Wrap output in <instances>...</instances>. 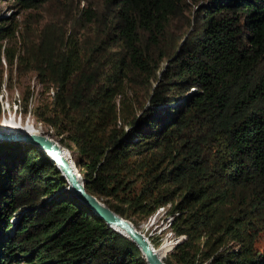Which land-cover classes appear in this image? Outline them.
<instances>
[{
	"label": "trees",
	"instance_id": "trees-1",
	"mask_svg": "<svg viewBox=\"0 0 264 264\" xmlns=\"http://www.w3.org/2000/svg\"><path fill=\"white\" fill-rule=\"evenodd\" d=\"M0 2L29 12L17 42L0 20V95L2 59L35 75L34 119L89 194L135 227L170 204L165 264H264V0ZM66 186L42 151L0 142V264H146Z\"/></svg>",
	"mask_w": 264,
	"mask_h": 264
},
{
	"label": "rangeland",
	"instance_id": "rangeland-1",
	"mask_svg": "<svg viewBox=\"0 0 264 264\" xmlns=\"http://www.w3.org/2000/svg\"><path fill=\"white\" fill-rule=\"evenodd\" d=\"M83 3H81V6ZM29 12L26 11L21 13L17 8L10 7L9 3L0 2V20L4 19H14L15 24L17 25L16 30V42L20 40V33L24 28V23L22 21L28 16ZM47 16V15H46ZM48 23V18H43L40 20V23L31 22L30 27H40L43 23ZM14 42V41H13ZM12 41H4L3 47H7L8 45L13 44ZM15 44V43H14ZM3 64V86L2 92L0 95V105H1V114H0V129L5 131H20L24 130V127L30 123V125L35 127V130L40 132L41 134L48 135L52 137L54 140L59 142V144L68 150L70 157L73 161L75 157L71 154V151L66 147L68 144L67 140L61 138H57L52 136L51 131L49 128L45 127L44 125L37 123L34 119L33 111L35 108V104L39 99V93L42 91L40 84H38L35 75L27 74L26 76H22L19 78L15 73L12 74L11 79H9L10 74L7 72V66L2 59ZM11 80V81H9ZM30 96L28 112L26 114L23 113V101L22 99L28 94ZM8 129V130H7ZM79 172V171H78ZM80 174V173H79ZM81 175V174H80ZM82 177V176H81ZM68 199V196L63 195L61 196L60 200ZM168 206V205H167ZM171 212V211H170ZM155 215V214H154ZM150 218V217H149ZM149 218L139 224L136 228L137 230L142 233L152 246H154L156 252L161 255L162 258L169 256L174 248L178 245L174 244L173 238L177 239L175 233L171 226L168 225V218L166 214L157 215L155 218L154 223L155 226H151L147 229L145 226L148 224ZM147 222V223H146ZM15 223V221H14ZM144 227V228H143ZM152 234V236H150ZM255 243L260 250L264 252V233H258L255 239ZM172 247L173 250H172ZM230 248H234V251H237V247L235 244H229ZM24 264V263H22Z\"/></svg>",
	"mask_w": 264,
	"mask_h": 264
},
{
	"label": "water",
	"instance_id": "water-1",
	"mask_svg": "<svg viewBox=\"0 0 264 264\" xmlns=\"http://www.w3.org/2000/svg\"><path fill=\"white\" fill-rule=\"evenodd\" d=\"M14 141L29 144L42 151L65 179L67 184L65 190H69L80 204L92 211L108 228L131 241L139 249L146 264H165L147 239L135 229V226L129 220L117 215L106 204L86 191L85 183L76 168L75 162L70 157L68 150L62 147L59 142L41 133H28L23 130L14 132L0 129V142ZM115 229H119L121 233Z\"/></svg>",
	"mask_w": 264,
	"mask_h": 264
},
{
	"label": "bare ground",
	"instance_id": "bare-ground-1",
	"mask_svg": "<svg viewBox=\"0 0 264 264\" xmlns=\"http://www.w3.org/2000/svg\"><path fill=\"white\" fill-rule=\"evenodd\" d=\"M28 125H26L25 127H24V130L23 131H27L28 133H35V134H40V132H38V131H36L35 130V127L34 126H32V125H30V123H27ZM8 130V129H7ZM14 132H17V131H14ZM77 168V167H76ZM81 176V175H80ZM82 178V177H81ZM83 179V178H82ZM67 187V186H66ZM65 187V188H66ZM65 188H64V190H65ZM65 191H67V192H69L70 193V191L69 190H65ZM71 194V193H70ZM72 196V195H71ZM73 197V196H72ZM161 208H166V212H165V214H166V216L167 217H169L168 218V225L169 226H172V223H173V221H174V218L176 217V216H178V213L177 212H175L174 214L173 213H171L170 211H171V207H168V206H164V207H161ZM160 209V208H159ZM158 209V210H159ZM157 210V211H158ZM156 211V212H157ZM154 215V214H153ZM152 215V216H153ZM157 217V216H156ZM155 221V220H154ZM147 223V222H146ZM156 224L153 222L152 224H150V222L148 223V224H146V228L147 229H149L151 226H155ZM144 228V227H143ZM172 228V227H171ZM135 229L137 230V228L135 227ZM115 230H117L118 232H120L121 233V231L119 230V229H115ZM138 231V230H137ZM139 232V231H138ZM140 233V232H139ZM142 234V233H141ZM143 235V234H142ZM144 236V235H143ZM145 238H146V236H144ZM147 239V241L150 243V241L148 240V238H146ZM181 241L179 240V243H180ZM178 243V244H179ZM150 245L152 246V244L150 243ZM177 245V244H176ZM152 248L155 250V248H154V246H152ZM173 248L174 247H172V250H173ZM155 252H156V250H155ZM157 253V252H156ZM158 254V253H157ZM158 256L159 257H161V255L160 254H158ZM162 258V257H161ZM163 260H164V258H162Z\"/></svg>",
	"mask_w": 264,
	"mask_h": 264
},
{
	"label": "built area",
	"instance_id": "built-area-1",
	"mask_svg": "<svg viewBox=\"0 0 264 264\" xmlns=\"http://www.w3.org/2000/svg\"><path fill=\"white\" fill-rule=\"evenodd\" d=\"M168 207H171V205L169 204ZM165 212H166V208H160V209L155 213V215H153V216H151V217L149 218L150 224H152V223L154 222V220H155V218H156L157 215L164 214ZM150 236H152V234H151ZM172 240H173L174 244H178V243H179V239H175V238H173Z\"/></svg>",
	"mask_w": 264,
	"mask_h": 264
}]
</instances>
